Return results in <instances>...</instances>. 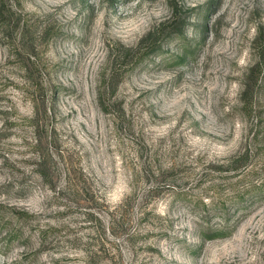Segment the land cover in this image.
<instances>
[{
    "label": "rangeland",
    "instance_id": "obj_1",
    "mask_svg": "<svg viewBox=\"0 0 264 264\" xmlns=\"http://www.w3.org/2000/svg\"><path fill=\"white\" fill-rule=\"evenodd\" d=\"M0 264H264V0H0Z\"/></svg>",
    "mask_w": 264,
    "mask_h": 264
},
{
    "label": "trees",
    "instance_id": "obj_2",
    "mask_svg": "<svg viewBox=\"0 0 264 264\" xmlns=\"http://www.w3.org/2000/svg\"><path fill=\"white\" fill-rule=\"evenodd\" d=\"M217 232H218V231H217ZM214 233H215V234H218V233H216V232H213L212 234H214ZM219 233H220V232H219Z\"/></svg>",
    "mask_w": 264,
    "mask_h": 264
}]
</instances>
